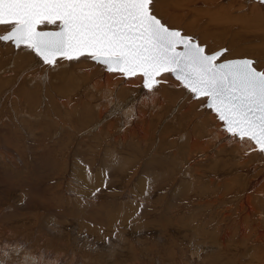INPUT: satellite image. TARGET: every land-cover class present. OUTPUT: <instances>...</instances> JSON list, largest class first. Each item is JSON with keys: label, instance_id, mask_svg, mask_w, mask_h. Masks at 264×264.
Segmentation results:
<instances>
[{"label": "rangeland", "instance_id": "374dc122", "mask_svg": "<svg viewBox=\"0 0 264 264\" xmlns=\"http://www.w3.org/2000/svg\"><path fill=\"white\" fill-rule=\"evenodd\" d=\"M178 1H180V4L177 2V0H174V2L173 0H156L154 4L155 14L170 28L179 29L183 32V34L190 35L196 38V40L200 44L206 46L208 52H214L220 48L227 49V52L222 57V60L247 57L256 62L255 67L258 70H264V42H262L264 41V27L262 26L261 22L259 23V21L255 19V21L257 22H255L254 24L252 23V25L250 23H246L248 21L243 20L241 21V24H243L244 22L245 26L243 27H245V29H240L241 26L237 23H234V20H232L234 18V15L237 13L235 11L239 6L237 4H240L242 0H226L224 1V5L223 0H219L216 3H210L207 0H195L188 3H186V1L184 0V2L182 0ZM231 1H233V4L230 5L231 9L229 10V12H227V16L228 21L230 19L232 20V24L230 23L231 20L228 23L223 24L220 20L216 19L214 15H212L211 18L208 17V9L210 12L211 10H215L217 8L219 9V6L221 5L220 8L222 7L227 11L228 9L224 7H226V2L230 3ZM243 1L245 2H242L240 8L244 6L246 7L244 9H247L251 5H257L255 3H259V10L264 12V6L261 5L259 0L258 2H255L254 0ZM168 2L171 4L173 3L174 6L173 4H170V6ZM203 2L209 3H206V5ZM217 3H219L220 5H216ZM199 4L201 5L199 6ZM204 4L205 6H203ZM214 5H216V7ZM166 6L168 7V9ZM184 6H187V8H185ZM169 7H173L171 8L173 9L171 12V9H169ZM203 7H207L205 8V11L207 12H205L204 9L200 10V8ZM178 8L180 9L177 10ZM174 9L176 10L175 13L177 15L179 14L178 20V16L174 13ZM189 9H193V12L191 11L190 14ZM232 10L235 11V13H231ZM185 11H188L187 14L183 13ZM199 11L200 13L198 14ZM203 11L205 13V16L203 15ZM247 11L248 10L245 11L246 14H249V12L252 13V11L250 10L248 12ZM184 14H186L187 16ZM180 15H183L181 19ZM172 16H175L177 18L174 19V17ZM169 17H172L174 20L169 21ZM208 18L210 19V21ZM190 22H194V24L191 25ZM218 22H220L221 24ZM222 24L226 25V27ZM236 25L239 26L240 30L236 29ZM234 26L236 27L232 28ZM2 33L3 31L0 32V34ZM243 47L247 49L249 48L250 54L238 53L237 50L243 49ZM0 51H2L0 52V226L2 227L9 222H15L21 219H28L27 221H31L30 219H33V217H35V212L32 211L31 206L27 207V210H16L12 209V206L10 204L15 200V198L18 197V193L20 191H29V193L32 192L35 195L37 194L39 196V189H42L43 187L45 188L46 185L49 184L50 189L52 188V194L50 195H52V203L54 206L57 204L56 199H59V197H61L65 201L68 200L71 203H82L84 204V209L81 210L82 212L80 211L79 214L88 222L96 223L102 227L106 226L107 221H105L104 214L107 215L110 212L114 214V212L116 211H118L116 214L120 215L124 214V212L126 211V213H128V211H133L132 214L135 216L133 217V220L129 221L130 226H128V228L119 227L122 224L120 219L123 215L121 216V218H115V224H113V228L119 229L120 231L125 233H123L122 236H116L120 239V241L117 238L114 239L116 245H118L119 241V249L123 250L124 248V252L121 250L120 252L118 250L117 253V251H115L114 254L116 253V255L113 254L114 256H111L112 253H107L108 256L106 257V254L104 252L102 253L101 245H92L93 243L91 241L76 242V240H72L73 236H75V233L71 229H67V233L70 231L68 234H70L72 231L70 241L72 240L78 243L79 250L74 251V255L72 251H70L72 248L71 247L66 257H64L65 259L63 258L64 260H67L64 261L63 264H68L69 261L71 262V264L73 261H78L76 262L77 264H84L83 262L88 259V261H91V259H97L96 261H98L100 260L99 258L101 256L105 257L106 260L103 264H106L107 262L111 264V260L108 259L113 258L115 260L117 259L118 264H134L133 262L139 261L140 263L138 264H156L157 261L159 264H207V262L202 260L203 256L200 260L198 257L195 258V256L191 254V249L189 247L190 245L185 248H183L182 245V247H180V242L183 240L181 239V236L177 238L178 240H176V242L170 241L167 245L168 247L160 246L159 244H162L161 241L157 243L156 240L159 236L162 237V235L169 236L170 230L173 227L181 226V230H185V227H189V225L193 223L195 224V226H192L193 230L197 228L198 233L203 236L202 231L197 227V225H199L198 223H200L199 220L201 219L204 221H202L201 226L206 229L207 226L205 227L204 224L211 222L209 226H211V229L213 231L215 230V228H220L221 230L222 228L228 227V225L233 226V220L238 218V214L236 215L235 211L232 210L231 218L225 217L226 219L224 220V224L220 223L219 221L217 223L219 226H217L215 223L217 217H220L221 213L224 211L227 205V202H229V197H222V200L217 199V201H215L216 203L209 211V215L207 214L208 210L202 208L204 207V202L211 201L215 193L221 194L225 193L226 191L227 195H231L236 192L242 191L246 184L237 173L233 172L234 174L232 173V175H230L234 170L232 169L234 168L233 166L236 165V161L234 159L236 158V156L237 158H239V155H236L234 153L235 145H233V147H231V144L229 147L226 145L227 148H225L224 144L226 143L223 142H226L227 139H222V137H219V140H215L212 136H210L215 131L219 132L218 128H221L223 126H221L222 122H220L215 117V114L212 113L211 110L208 109L204 104H202L201 101L193 99L191 94L187 93V91L179 85V82L176 81L174 77H171L172 80L176 81L177 86L179 85L178 87H175L174 85H172L173 87L164 85L165 87H163L161 92L158 91V88L157 90L155 89L159 92V94L161 93L160 96H157V94L155 93L157 96L154 97L156 99H153L155 100V106L153 105L154 101H150L152 98L147 101L145 100L144 102L146 104L144 105H147L146 107L144 105L141 107L138 105L136 106L137 108L133 107L130 110L127 109V111L129 112H134L133 116L132 114L130 116V113L128 112V119L127 117L125 119L123 118L125 122H121L122 119L120 117V112L125 110L124 104L128 105V107L135 106L136 103L139 102V98H141V96L138 98L140 92L134 87H132V89L127 88L125 81H123L124 77L118 75L117 79H114L115 81L112 82L113 84H107L108 86L106 87V89L108 87H112V91L114 90V98L112 96V98L114 99V101L112 99L113 104L112 106L110 105V107L108 106L106 108L109 111L106 110L104 114L101 115L103 118L100 116L98 117V115H96V109L92 106V104H94V101H101V97L100 99L98 97L100 91L105 90V86L101 85L102 87H100V89L98 85L97 88L100 91L95 90L93 92V90L91 89V81L89 82L88 80V83L86 82V84L84 83L82 84V86L81 83H83V81L78 84L77 80L83 79L80 76L82 74H80L79 72L84 70L86 71V69L90 72L94 69L96 71V69H98L99 67L100 69H98L97 72L100 75V72H105L102 66L97 65L98 67H95V63L85 58L80 64H76V62L74 61L58 60L57 66L55 68H50L49 66L40 63L38 65L37 57H35V54L31 53L29 50L23 47L17 49L10 43L0 42ZM87 60L89 63L87 62ZM31 61L33 62L30 63ZM90 63H93L94 67L92 66V64L90 66ZM74 64H76V67L73 68L72 65ZM74 69L75 71H77L76 73L75 71H73ZM64 78H66L67 80ZM62 79L65 81L63 82ZM69 80L73 85H68ZM124 80H126V78ZM59 83L62 84V86ZM120 84L123 85L121 86ZM85 85L87 87L91 86V90L85 87ZM114 85L116 86V88ZM63 86L68 88H65ZM117 91L118 93H122L120 94L121 96L123 94L124 95L122 97H119ZM95 92L98 93L96 94ZM162 92L164 93L163 95ZM93 93H95V96ZM172 96H174L173 99ZM91 98L93 102L91 101ZM136 98H138V102H135V100L137 101ZM161 98L164 99L162 100ZM65 99H67L69 104L77 103L78 105L76 104L77 106L70 107V109L68 108V111L67 108H63L60 104V102L66 101ZM75 99L77 100L75 101ZM71 100H74V102ZM159 100L163 104H160ZM57 102H59L58 105ZM125 102H128L130 105ZM68 103L66 102V104ZM83 104L87 106L86 108H89V114L88 112L87 114L91 116H89L90 118H85V120L82 119L81 122V117L78 116L83 115V113L81 112L84 109L82 108L81 110V107H85V105ZM120 105L123 107H119ZM140 105H142V103ZM115 107L116 110L114 109ZM137 112L139 116H136ZM109 113L111 115H108ZM106 114L108 115L107 117ZM142 115H144V117ZM118 117H120V120L118 119ZM129 117L134 118L132 120ZM68 118H70V121L68 120ZM98 118L104 119L103 122H100ZM79 119L80 121H78ZM65 120H68L69 122L67 121V123ZM77 121L81 124H77ZM116 122L118 123V125ZM107 124L111 126H107ZM135 125L140 127L141 131H138L135 128ZM165 126L167 128L165 129V133L167 135L164 133ZM221 132L223 131H220V133ZM225 136L227 137L226 134ZM196 142L202 143L204 148L207 147L206 152L200 151V149H204L203 147L198 149L196 146L192 145ZM218 144L220 147L217 146ZM229 152L231 153L229 154ZM231 154L233 155V157H230L232 156ZM249 155H247L246 158L249 157L248 159L251 161L247 160L248 164H246L247 162L242 163V166L246 165L245 167H247L248 165H254L256 167V165L260 163L264 167V154H262L260 157L257 156L258 154ZM216 165L217 167H215ZM102 171H104L105 173ZM261 171H264V168H262ZM95 173L100 177H105L103 181H101V185L103 184L102 187L100 185L93 190L92 188L94 187L91 186L92 183L85 178H88L87 176L91 177ZM198 174L201 175L199 176ZM77 176L80 178L82 183L77 182L80 181L78 180L79 178H77ZM141 176L146 177L148 180L151 179L148 183L150 188H146L147 191L153 187V191L151 190L149 192L148 199L144 200V206H141L143 202L140 199H142L143 195L140 196L142 192L139 191V189L143 190L144 188L143 187L141 189V186L139 185L144 184V181L140 178ZM229 180L230 183L229 185H227V182ZM261 180L259 179L258 182H260V184H257L256 188L259 192H261L262 190L258 188L264 187V183H261ZM65 182H75V186L71 185L70 188L68 186V188L66 189V187H64ZM61 183H63L64 186H61ZM78 184L88 185L85 193L80 191V189H82V186H78ZM32 189H34V191ZM98 189L99 191H97ZM188 191L189 194H187ZM139 192H141V194ZM195 194L196 196L194 198L193 196ZM80 195H82L84 198H80L77 202L75 198L76 196L81 197ZM137 195H139L140 198ZM152 196L156 199V201L159 202L157 204V207H150L149 199L151 200ZM185 196H189L188 198H190L191 200L190 203L186 204ZM216 196L218 198L219 195H215V199ZM87 198L93 201L92 204H94L95 202L100 203L101 201L100 204L105 205V208H103L104 210L100 209L101 212H99V209H96V207L94 206L91 209L90 206L92 204L90 206L86 204ZM262 198L264 199L263 194L257 198L259 200L257 201V199H255L253 195L251 202L262 213L260 223H262V226L264 227V200ZM31 199L34 200V198ZM260 201L261 203H259ZM199 202H203L202 206L198 205ZM121 205L123 206V208L121 207ZM132 207L134 209H132ZM53 208L49 211V213H54V216L56 218H63V213H60L61 211L58 210L59 205L58 208ZM112 208V211H107L108 209ZM117 208L118 210H116ZM73 210L77 211V204L74 205ZM206 215L210 220L205 221L207 218L205 217ZM243 216L248 224L247 228L250 232H252V234L249 235V237H247V240H245L244 242H239L238 240L240 238V234H238L237 232L240 229H238V231L236 232L233 231L235 232V235L230 238L229 242L228 240L224 241L228 242V244L230 245L235 244L237 247L240 246V249L235 251V260H240L242 258V256L240 255V251H244V249L247 252L250 251L247 256L259 253L258 250L257 252H255L254 250L259 249V247H257L259 242L256 241L255 235L253 233V227L255 226V224H257V222L254 221L255 218L253 215H250V217H246L243 213ZM37 217L38 216H36L35 218ZM111 218L112 217H110V220ZM39 219L41 222L43 221V217H40V215ZM40 221H37V223L34 225V229H32L30 233L28 232L30 231V229L26 230L31 235L32 239L31 244L29 246L26 245L28 246L29 250H33L32 247L34 246L31 245L36 244V239L34 238L37 237V229L39 228ZM64 221L71 222V219L69 217L64 218ZM187 222H189V225ZM103 223H105V225ZM188 227L186 229H188ZM228 228H232L233 230H235L237 226L234 225L233 227ZM145 229H147L151 233L144 234L142 231ZM11 236L6 235V240L11 239ZM206 238L212 240L215 243H222L221 240L217 237ZM109 239H112L111 241H109L110 244L113 242V238L109 237L107 238V241ZM165 243H167V241H163V244ZM127 244L128 246H126ZM9 248L10 251H4L5 253L3 252V255L5 256L6 261L14 263L13 260H15L20 255L12 252V247ZM263 249L264 248L262 247V250ZM81 250L90 252L88 254L89 256L85 257L84 255H82ZM183 252L185 253L182 254ZM93 254L96 256H94ZM73 255L77 260L72 257ZM247 256L245 255L243 257ZM71 257L73 261H71ZM262 259H264V257H262ZM4 260H2L3 264H5L6 262ZM121 261L122 263H120ZM260 262L264 261L262 260ZM245 264H248V262Z\"/></svg>", "mask_w": 264, "mask_h": 264}, {"label": "snow or ice", "instance_id": "6c2138e0", "mask_svg": "<svg viewBox=\"0 0 264 264\" xmlns=\"http://www.w3.org/2000/svg\"><path fill=\"white\" fill-rule=\"evenodd\" d=\"M154 4L0 0V42L29 50L50 68L58 60L89 59L108 73L141 78L148 92L171 75L215 114L228 136L264 153V70L247 58L222 60L227 49L208 52L194 37L162 22Z\"/></svg>", "mask_w": 264, "mask_h": 264}, {"label": "bare ground", "instance_id": "6f19581e", "mask_svg": "<svg viewBox=\"0 0 264 264\" xmlns=\"http://www.w3.org/2000/svg\"><path fill=\"white\" fill-rule=\"evenodd\" d=\"M166 1V0H165ZM183 1V0H182ZM184 1H186V3H188V2H193V1H195V0H184ZM183 1V2H184ZM203 1H205V0H203ZM207 1H209L210 3H216V2H218L219 0H207ZM222 1V0H221ZM224 1H226V0H223V2ZM241 1V0H240ZM255 2H258V0H254ZM155 2H156V0H155ZM158 2V1H157ZM173 2H174V0H173ZM177 2L179 3L180 1H178L177 0ZM209 2H203V3H209ZM222 2V3H223ZM242 2H245V1H243L242 0ZM242 2L240 3V4H237V5H239L238 7H237V9L235 10L237 13L234 15V18L232 19V20H234V23H237L238 25H240L241 26V28L240 29H245V27H243V26H245L244 25V22H243V24H241V21H243V20H246V21H248V22H246V23H250V24H254L255 22H257V21H255V19H257L258 21H259V23L261 22V24H262V26L264 27V25H263V22H264V12H262V11H260L259 10V8H258V5H260L259 3H255V4H257V5H251V6H249V8H247V9H244V8H246V7H244V6H242V8H240V6L242 5ZM251 2V1H250ZM249 2V3H250ZM169 3V2H168ZM178 3H177V5H178ZM196 3V2H195ZM220 3V2H219ZM219 3H217L216 5H220ZM158 4V3H157ZM160 4H161V2H160ZM171 3H169V5H170ZM173 4V3H172ZM171 4V5H172ZM180 4V3H179ZM194 4V3H193ZM198 4V3H197ZM196 4V5H197ZM205 4L203 5V6H205ZM225 4V2L223 3V5ZM231 4H233V1H231L230 3H227L226 2V7H224V8H227L228 10L226 11V10H224L222 7L220 8V6H219V9L217 8V9H215V10H211L210 12H209V9H208V12L207 11H205V8H207V7H203V8H200V10L201 9H204V11L205 12H207V14L209 13V18H211L212 17V15H214L215 16V18L216 19H218V20H220L223 24H226V23H228L229 21H228V16H227V12H229V10L231 9L230 8V5ZM170 5V6H171ZM183 5H184V3H183ZM182 5V6H183ZM186 5V4H185ZM192 5V4H191ZM201 4H199V6H200ZM207 5V4H206ZM211 5H213V4H211ZM216 5H214L215 7H216ZM234 5H235V3H234ZM162 6V5H161ZM168 6V5H167ZM166 6V7H167ZM173 6H174V4H173ZM181 6V7H182ZM188 6V5H187ZM187 6L185 7V8H187ZM198 6V7H199ZM209 6V5H208ZM155 7V6H154ZM178 7V6H177ZM180 7V6H179ZM189 7V6H188ZM202 7V6H201ZM232 7V6H231ZM234 7H236V6H234ZM171 8H173V7H171ZM170 7H169V9H171ZM175 8V7H174ZM183 8V7H182ZM197 8V7H196ZM211 8H214V7H211ZM167 9H168V7H167ZM180 8H178L177 10H179ZM184 9V8H183ZM261 9V8H260ZM173 9H171L170 10V12L172 11ZM175 10V9H174ZM190 11H189V14L191 13V11L193 12V9H189ZM197 10V9H196ZM234 10V9H233ZM232 10V11H233ZM246 10H250V11H252V13L251 12H249V14H246ZM158 11V10H157ZM204 11H203V15L205 14L204 13ZM231 11V13H235V11H233L232 12ZM247 11V12H248ZM176 12V10L174 11V13ZM187 12L188 11H185V12H183V13H186L187 14ZM158 13V12H157ZM179 13H181V12H179ZM182 13V14H183ZM195 13V12H194ZM200 13V11L198 12V14ZM245 13V14H244ZM161 14V13H160ZM176 14V13H175ZM186 14H184V15H186ZM188 14V15H189ZM177 15V14H176ZM179 15V14H178ZM177 15V16H178ZM201 15V14H200ZM233 15V14H232ZM181 16V15H180ZM187 16V15H186ZM194 16H196V15H194ZM205 16V15H204ZM172 17H174V19L175 18H177V17H175V16H172ZM172 17H169V21H173L174 19L172 18ZM183 17V15L180 17V19ZM191 17V16H190ZM204 18V17H203ZM208 18V19H209ZM214 18V17H213ZM179 19V16H178V18H177V20ZM191 19V18H190ZM207 19V18H206ZM215 19V20H216ZM259 19H261V20H259ZM183 20V19H182ZM185 20V19H184ZM212 20V19H211ZM214 20V19H213ZM232 20L230 21V23L232 22ZM176 21V20H175ZM181 21V20H180ZM192 21V20H191ZM196 21H197V18H196ZM209 21H210V19H209ZM189 22V21H188ZM195 22V21H194ZM194 22L193 23H191V25L192 24H194ZM173 23V22H172ZM176 23V22H175ZM184 23H185V21H184ZM183 23V24H184ZM201 23V22H200ZM218 23H220V22H218ZM174 24V23H173ZM179 24V23H178ZM221 24V23H220ZM222 24V25H223ZM232 24V23H231ZM252 24V25H253ZM180 25V24H179ZM190 25V24H189ZM196 25V24H195ZM229 25V24H228ZM238 25H236L237 26V28L236 29H239V26ZM248 25V24H247ZM246 25V26H247ZM218 26V25H217ZM223 26H225L226 27V25H223ZM236 26H234V27H232V28H235ZM249 26H251V25H249ZM196 28V27H195ZM229 28V27H228ZM231 28V29H232ZM239 29V30H240ZM0 32H2V31H4V29H3V26H1L0 27ZM197 30V29H196ZM250 30H251V28H250ZM263 30H264V28H263ZM242 31V30H241ZM231 32V31H230ZM235 32V31H234ZM233 32V33H234ZM249 32V31H248ZM231 34V33H230ZM240 34V33H239ZM242 34V33H241ZM224 35V34H223ZM238 35V34H237ZM232 36V35H231ZM239 36V35H238ZM229 37V36H228ZM236 37V36H235ZM233 38V37H232ZM257 39V38H256ZM209 40V39H208ZM231 40H233V39H231ZM263 40V39H262ZM258 41V40H257ZM261 42V41H260ZM262 42H264V41H262ZM215 43V42H214ZM259 43V42H258ZM2 44V43H1ZM213 44V43H212ZM223 44V43H222ZM225 44V43H224ZM236 44V43H235ZM258 46V45H257ZM216 47V46H215ZM254 47V46H253ZM9 49V48H8ZM238 51V53H243V54H250V50H249V48L247 49V48H245V47H243V49H238L237 50ZM237 51H236V53H237ZM0 52H2V51H0ZM26 52V51H25ZM215 52V51H214ZM4 53V52H3ZM260 53V52H259ZM5 54V53H4ZM24 54V53H23ZM29 54V53H28ZM28 54H27V56H28ZM253 54V53H252ZM27 58H29V57H27ZM35 58V57H34ZM32 59H33V57H32ZM36 59V58H35ZM85 58H81L79 61H74V62H76V64H80V63H82L83 62V60H84ZM28 60H30V59H28ZM26 61V60H25ZM24 61V62H25ZM33 61H35V60H33ZM33 61H31L30 63H32ZM27 62V61H26ZM37 62H38V65H39V63L40 64H43L42 63V61H40L39 60V58H37ZM85 62V61H84ZM87 62H88V60H87ZM89 63V62H88ZM94 63V62H93ZM93 63H90V66H91V64H92V66H93ZM76 64H74V65H72L73 66V68L74 67H76ZM59 66V65H58ZM80 66V65H79ZM84 66H86V65H84ZM95 67H98L97 66V64H95L94 65ZM93 66V67H94ZM29 67V66H28ZM42 68V67H41ZM59 68V67H58ZM79 68V67H78ZM35 69V68H34ZM69 69H71V68H69ZM68 69V70H69ZM86 69V68H85ZM98 69H100L99 67H98ZM98 69H96V71H95V69L93 70V71H87V69H86V71L84 70V71H80L79 73L80 74H82V75H80L81 76V78H83V79H79V80H77L78 81V84H80L81 83V81H83V83H81V85L82 84H86V82L89 80V82L91 81V89L93 90V92L96 90H98V85H99V88L100 87H102L101 85H104L105 86V90H103V91H100V90H98V91H100V94H99V99H100V97H101V101L99 102V101H97V102H95L94 101V104H92V98H91V104H92V106L96 109V112H97V114L96 115H98V117L100 116V117H102L101 115H103L104 114V112L106 111V110H108V109H106L108 106L110 107V105L112 106V104H113V101H114V96H113V91H112V87L111 88H107L106 89V87L108 86V85H110V83L111 84H113L112 82L113 81H115L114 79H117V77H118V75H120V74H115V73H108L107 71H105V72H103L102 71V73L100 72V75L98 74V72H97V70ZM79 70V69H78ZM17 71V70H16ZM73 71H75V69L73 70ZM25 72V71H24ZM77 71H75V73H76ZM31 73V72H30ZM34 73V72H33ZM40 73V72H39ZM60 73V72H59ZM71 73V72H70ZM74 73V74H75ZM35 75V74H34ZM61 75V74H60ZM59 75V76H60ZM69 75V74H68ZM37 76V75H36ZM72 76V75H71ZM35 77V76H34ZM39 77V76H38ZM66 77V76H65ZM91 77H92V79H91ZM121 77V76H120ZM172 76L171 75H168L166 78H161V79H163V80H165V82H162L159 86H158V91L159 92H161V90L163 89V87H165L164 85H166V86H168V87H171L172 85H174L175 87H178L177 86V83H176V81H174V80H172V78H171ZM36 78V77H35ZM63 78V77H62ZM122 78V77H121ZM120 78V79H121ZM34 79V78H33ZM64 79H66V78H64ZM77 79V78H76ZM113 79V80H112ZM119 79V78H118ZM125 78H123V81H125V83H126V87L127 88H131L132 89V87H134L135 89H137V90H139V92H140V95L138 96V98L141 96V98H139L140 100H139V102H138V98H136L137 99V101L135 100V102H138V103H136V105L135 106H132V107H128V105H126V104H124V107H125V110H123L122 112H120L119 114L121 115L120 117H121V119H122V121L121 122H125V120H123V118L125 119L127 116H128V112L129 111H127V109H131V108H137L136 106H143L144 104H146L144 101L146 100H150L151 98V102L152 101H154V106H155V100H153V99H156V98H154L155 96H156V94H157V96H160V94H159V92L158 91H156L157 90V88H156V90L154 89L152 92H148V90L147 89H144L143 87H142V79L141 78H139V77H133V78H127L126 80H124ZM63 80V79H62ZM67 80V79H66ZM65 80H63V82H64ZM119 81V80H118ZM22 82V81H21ZM69 82H70V84H69ZM69 82H68V85H73V84H71L72 82L69 80ZM122 82V81H121ZM75 83V82H74ZM88 83V82H87ZM120 83V82H119ZM60 84V83H59ZM108 84V85H107ZM26 85V84H25ZM61 86H62V84H60ZM64 85V84H63ZM116 85V84H115ZM114 85V86H115ZM121 85V84H120ZM123 85V84H122ZM121 85V86H122ZM141 85V86H140ZM59 86V85H58ZM65 86H67V85H65ZM65 86H63V87H65ZM75 86V85H74ZM83 86V85H82ZM89 86V85H88ZM36 87V86H35ZM85 87H87L86 85H85ZM90 87H87V88H89L90 89ZM173 87V86H172ZM19 88V87H18ZM21 88V87H20ZM65 88H68V87H65ZM115 88H116V86H115ZM119 88H120V86H119ZM127 88H125V89H127ZM83 89V88H82ZM90 89V90H91ZM101 89V88H100ZM114 89V88H113ZM122 89V88H121ZM140 89H141V91H140ZM160 89V90H159ZM18 90V89H17ZM54 90V89H53ZM89 90V91H90ZM73 91V90H72ZM71 91V92H72ZM51 92V91H50ZM87 92H88V89H87ZM131 92V91H130ZM158 92V93H157ZM23 93V92H22ZM58 93V92H57ZM63 93V92H62ZM78 93V92H77ZM76 93V94H77ZM96 93V92H95ZM95 93H93L94 94V96H95ZM98 93V92H97ZM96 93V94H97ZM156 93V94H155ZM85 94H87V93H85ZM91 94V93H90ZM89 94V95H90ZM92 94V95H93ZM115 94H116V91H115ZM114 94V95H115ZM117 94H119L118 96L120 97L121 95L120 94H122L121 92L120 93H118V91H117ZM133 94V93H132ZM159 94V95H158ZM164 93L162 92V95H163ZM53 95V94H52ZM73 95V94H72ZM124 95V94H123ZM122 95V96H123ZM175 95V94H174ZM91 96V95H90ZM90 96H89V98H90ZM112 96H113V98H112ZM121 96V97H122ZM132 96V95H131ZM156 96V97H157ZM71 97V96H70ZM73 97V96H72ZM78 97V96H77ZM87 98V97H86ZM174 98V96H172V99ZM46 99V98H45ZM55 99V98H54ZM74 99V98H73ZM85 99V98H84ZM112 99H113V101H112ZM120 99V98H119ZM159 99V98H158ZM162 99V98H161ZM164 99V98H163ZM162 99V100H163ZM166 99V98H165ZM51 100V99H50ZM66 101H63V102H60V104H61V106L63 107V108H69L70 109V107H73V106H77L76 104H74V103H72V104H69L68 103V101H67V99H65ZM70 100V99H69ZM77 99H75V101H76ZM79 100V99H78ZM83 100V99H82ZM108 100V101H107ZM31 101V100H30ZM47 101V100H46ZM71 101H73L74 102V100H71ZM116 101V100H115ZM127 101V100H126ZM130 101V100H129ZM134 101V100H133ZM165 101V100H164ZM55 102V101H54ZM66 102L68 103V104H66ZM85 102V101H84ZM87 102V101H86ZM117 102H118V100H117ZM159 102H160V100H159ZM58 103L59 102H57V105H58ZM90 103V102H89ZM119 103H121V102H119ZM118 103V104H119ZM125 103H128V102H125ZM134 103V102H133ZM142 103V105H140ZM115 104V103H114ZM123 104V103H122ZM129 104V103H128ZM159 104V103H158ZM160 104H163V103H161L160 102ZM171 104V103H170ZM51 105H54V104H51ZM80 105V104H79ZM83 105H85V104H83ZM95 105V106H94ZM130 105V104H129ZM133 105V104H132ZM60 106V105H59ZM91 106V105H90ZM91 106V107H92ZM116 106H118V105H116ZM145 106V105H144ZM147 106V105H146ZM145 106V107H146ZM157 106V105H156ZM159 106V105H158ZM87 106L85 105V107H81V110H82V108H84L83 109V111H81L82 113H83V115H79L78 117H81V122H82V119H84L85 120V118H88L89 116H91V115H88L89 114V112H88V109L89 108H86ZM92 107V108H93ZM119 107H123V106H119ZM144 107V108H145ZM190 107V106H189ZM58 108V107H57ZM60 108V107H59ZM75 108V107H74ZM113 108V107H112ZM148 108V107H147ZM69 109H68V111H69ZM76 109H77V107H76ZM86 109V110H85ZM115 110H116V107L114 108ZM120 109V108H119ZM59 110V109H58ZM110 110H111V108H110ZM114 110V111H115ZM61 111V110H60ZM67 111V110H66ZM90 111V110H89ZM109 111V110H108ZM121 111V110H120ZM142 111V110H141ZM72 112V111H71ZM73 112H75V111H73ZM77 112V111H76ZM87 112H88V114H87ZM67 113V112H66ZM106 113H108V112H106ZM116 113V112H115ZM130 113V116H131V114H132V116H133V111L131 112H129ZM141 113V112H140ZM74 114V113H73ZM81 114V113H80ZM114 114V113H113ZM142 114H143V112H142ZM108 115H111L110 113L108 114ZM107 114H106V117L108 116ZM146 115V114H145ZM152 115V114H151ZM69 116V115H68ZM71 116V115H70ZM105 116V115H104ZM117 116V115H116ZM135 116V115H134ZM136 116H139V114H138V112H137V115ZM143 117H144V115H142ZM150 116V115H149ZM105 117V118H106ZM120 117H118V119L120 118ZM151 117V116H150ZM90 118V117H89ZM103 118V117H102ZM102 118H98L99 119V121L100 122H103V120L104 119H102ZM111 118V117H110ZM130 118V117H129ZM134 118V117H133ZM133 118H130V119H132L133 120ZM70 118H68V120H69ZM127 119H128V117H127ZM126 119V120H127ZM68 120H65L66 122L68 121ZM106 120V119H105ZM111 120V119H110ZM120 120V119H119ZM70 121V120H69ZM68 121V122H69ZM78 121H80V119L78 120ZM78 121H77V124H81V123H78ZM108 121V120H107ZM118 121V120H117ZM140 121V120H139ZM67 122V123H68ZM83 122H85V121H83ZM109 122V121H108ZM119 122V121H118ZM149 122V121H148ZM72 123V122H71ZM110 123V122H109ZM117 123V122H116ZM137 123V122H136ZM104 124V123H103ZM106 124V123H105ZM111 124V123H110ZM129 124V123H128ZM131 124H132V121H131ZM69 125V124H68ZM117 125H118V123H117ZM121 125V124H120ZM130 125V124H129ZM145 125V124H144ZM73 126V125H72ZM102 126V125H101ZM107 126H111V125H109V124H107ZM123 126V125H122ZM125 126V125H124ZM136 126V125H135ZM221 126H222V123H221ZM117 127H120V126H117ZM214 127V126H213ZM218 127H220V126H218ZM138 131H141V128L140 127H138V126H136L135 127ZM168 128H170V127H168ZM222 128V129H221ZM221 128H218L219 130V132H217V131H215L212 135H210V136H212L215 140H219V137H222V139H227L226 140V142H223V143H226V144H224V147L225 148H227L226 147V145L229 147L230 146V144H231V147H233V145H235V154L236 155H239L238 157L239 158H237V156H236V158H235V156H234V160L236 161V165H234L233 167L234 168H232V169H234L232 172H231V174L230 175H232V173L234 172V173H237L243 180H244V183H246L245 184V187L242 189V191H240V192H236V193H234V194H231V195H227V193H226V191H225V193H215L214 195H213V199L211 200V201H207V202H204L205 204H204V207H202L203 209H206V210H208V215H209V211L211 210V208L214 206V204L216 203L215 201H217V199L219 200H222V197H229L228 199H229V202H227V205H226V207H225V209H224V211L221 213V215H220V217H217V220H216V225L217 226H219L217 223L220 221V223H223L224 224V220L226 219V218H231V216H232V210L233 211H235V213H236V215L238 214V218L237 219H234L233 220V223H234V225H236L237 226V228L235 229V230H233L232 228H228V227H233L232 225H228V227H225V228H222L221 230H220V228H215V230H213L212 231V229H211V226H209L210 224H211V222H209V223H206V224H204V226L206 227V229H204V227H202L201 225H202V219L201 220H199L200 221V223H198L199 225H197V227H198V229L199 230H201L202 231V235L204 236H201L199 233H198V231H197V228H195L194 230H193V228H192V226H195V224L193 223V224H191V225H189V222H187L188 223V225H189V227H188V229H186L187 227H185V230L184 229H182V230H184V231H182L181 230V226H176V227H173V228H171V230H170V234H169V236H163L162 235V237L161 236H159L158 238H157V240H156V242L157 243H159V241H161V243L162 244H159L160 246H166V247H168L167 245H168V243L170 242V241H175L176 242V240H178L177 238H179L180 236H181V239H183L181 242H180V247H182L183 246V248H185V247H187V246H189L190 247V249H191V254L193 255V256H195V258L196 257H198L200 260L202 259V256H203V261H205V262H207V264H223V263H231V264H237V263H239V264H245V263H247L248 262V264H250V263H254V264H264V262H260V261H264V259H262V257H264V249L262 250V247L264 248V245H262V244H264V227L262 226V223H260L261 222V212L252 204V202H251V199L253 198V195H254V198L255 199H257L258 197H260L262 194H263V196H264V187H262V188H258V189H260V190H262L261 192H259L256 188H257V184L259 185L260 184V182H258L259 181V179L262 181L261 183H264V171H261V169L262 168H264L260 163H259V161H258V163L259 164H255L256 165V167L254 166V165H252V166H254V167H252V166H247V167H245V166H242V163H246L247 162V160L248 161H251V160H249L248 158H246L247 157V155H249V154H258L257 156H261L262 154H264V153H260L258 150H256V148H255V145L254 144H252L251 142H249V141H247V140H245V141H243V142H241L240 140H239V138H234V139H232V137H230V136H228L225 132H224V130H223V126L221 127ZM121 129H123V128H121ZM165 129H167L166 128V126L164 127V133H165ZM220 131H223V132H221L220 133ZM183 133V132H182ZM135 134V133H134ZM166 134V133H165ZM211 134V133H210ZM225 134L227 135V137L225 136ZM141 135V134H140ZM167 135V134H166ZM182 136V135H181ZM211 138V137H210ZM210 140V139H209ZM214 141V140H213ZM205 142V141H204ZM237 142H239V143H237ZM191 143V142H190ZM193 146H196L198 149H200L201 147H203V145H202V143H193L192 144ZM217 146H219V144L217 145ZM220 147V146H219ZM230 147V148H231ZM204 148V147H203ZM222 148V147H221ZM223 149V148H222ZM205 150V151H204ZM206 150H207V147H205L204 149H200V151L201 152H206ZM209 151H211V150H209ZM236 151H238V152H236ZM217 152H219V151H217ZM231 152H229V154H230ZM238 153V154H237ZM232 155V154H231ZM250 156V155H249ZM254 156V155H253ZM211 157V156H210ZM214 157V156H213ZM230 157H233V155L232 156H230ZM212 158V157H211ZM215 158H217V157H215ZM193 159V158H192ZM233 159V158H232ZM229 160V159H228ZM238 160H242V161H238ZM257 161V160H256ZM255 162V161H254ZM253 162V163H254ZM263 162V161H262ZM261 162V163H262ZM56 163V162H55ZM223 163V162H222ZM1 164V163H0ZM123 164V163H122ZM224 164V163H223ZM232 164V163H231ZM246 164H248V162L246 163ZM250 164V163H249ZM264 164V163H263ZM219 165V164H218ZM3 166V165H2ZM82 166V165H81ZM221 166V165H220ZM215 167H217V165L215 166ZM31 170V169H30ZM261 171V172H260ZM80 172V171H79ZM102 172H104V171H102ZM101 172V173H102ZM186 172V171H185ZM84 173V172H83ZM105 173V172H104ZM216 173V172H215ZM233 173V174H234ZM19 174V173H18ZM79 174V173H78ZM58 175V174H57ZM62 175V174H61ZM104 175V174H103ZM199 175V174H198ZM201 175V174H200ZM199 175V176H200ZM28 176V175H27ZM32 176H34V175H32ZM64 176V175H63ZM226 176V175H225ZM37 177V176H36ZM55 177V176H54ZM61 177V176H60ZM59 177V178H60ZM71 177V176H70ZM88 178H85V179H88V181L89 182H91L92 183V185L91 186H93L94 188H92L93 190L95 189V188H97L98 186H100L101 185V181H103V179H104V177H100L99 175H97L96 173L95 174H93L91 177H89V176H87ZM221 177V176H220ZM73 178V177H72ZM77 178H79L78 176H77ZM83 178V177H82ZM143 181H144V184H139L140 186H141V189L143 188V190H140L139 189V191H141L142 192V194H141V192H139L141 195L140 196H142L143 195V197H142V199H140V200H142V202H143V204H141V206H144V204H145V202H144V200H147L148 199V195H149V192L153 189V187L150 189V190H146V188L148 189V188H150L149 187V180H151V179H147L146 177H144V176H141L140 177ZM157 178V177H156ZM155 178V179H156ZM193 178V177H192ZM76 179V178H75ZM71 180V179H70ZM78 180H80V178L78 179ZM61 181V180H60ZM85 181V180H84ZM139 181H140V179H139ZM27 182V181H26ZM59 182V181H58ZM78 183L79 182H81L82 183V181L80 180V181H77ZM198 182V181H197ZM67 183V184H66ZM75 183V182H74ZM74 183H70V182H65V186L63 185V183H61V186H64V187H66V189L68 188V186H69V188H70V186L71 185H74ZM84 183V182H83ZM86 183V182H85ZM229 183H230V180L227 182V185H229ZM60 185V184H59ZM81 185V184H80ZM79 184H78V186H80ZM87 185V184H86ZM86 185H81L82 186V189H80V191L81 192H83V193H85L86 192V190H87V188H88V185L86 186ZM103 185V184H102ZM102 185H101V187H102ZM25 186H27V185H25ZM75 186V185H74ZM124 186V185H123ZM59 187V186H58ZM260 187V186H259ZM46 188V189H45ZM43 187L42 189H39L38 191V193H40L39 194V196L36 194H34V193H29V191H20L19 193H18V197L17 198H15V200L10 204L11 206H12V209H16V210H19V209H21V210H27L26 208L27 207H30L31 206V208H32V211L33 212H35V217L36 216H38L37 218H35V217H33V219H30L31 218V216H30V220L31 221H27V220H24V219H21V220H18V221H15V222H9V223H7V224H5V225H3L2 227L0 226V264H3L2 263V260H4V258H5V256L3 255V252L4 251H10L9 249V247H12L13 249H12V252H14V253H16L17 255L19 254L20 256L19 257H17L18 258V260H17V258L15 259V260H13V262L14 263H16V264H60V262L62 261V262H64V261H67V260H64L65 258L64 257H66V255H67V253H68V251H69V249L71 248V250L70 251H72V253L74 254V251H76V250H79V248H78V243H76L77 241H85V242H92L93 244L92 245H94V244H97V245H101V249H102V253L104 252L105 254H106V257L108 256V254L107 253H112L111 254V256H114V255H116V253L114 254V252L115 251H117V253H118V250L120 251L121 249H119V241H120V239L119 238H117L116 236H122V234L123 233H125V232H122V231H120L119 229H114L113 227H114V225L113 224H115V218H121V216H122V218L120 219L121 220V225L119 226V227H122V228H128V226H130V220H133L134 218L133 217H135L133 214H132V212H129L128 211V213H126V212H124V214H122V215H120V214H116L118 211H116V212H114V214L112 213V212H110V213H108L107 214V212H106V214L107 215H105L104 214V218H105V221H107V223H106V226H100V225H98V224H96V223H93V222H88V221H86V219L84 218V217H82L80 214H79V212L81 211V210H83L84 209V204H82V203H71L70 201H68V200H63L61 197H59V199H56V201H57V204L54 206L53 205V203H52V201H53V198H52V195H50V194H52V188L50 189V185L48 184V185H46V187ZM55 188H56V186H55ZM254 188V189H253ZM30 189V188H29ZM44 189V190H43ZM65 189V190H66ZM92 189H91V191H92ZM33 191H34V189H32ZM90 190V189H89ZM132 191H134V190H132ZM137 191V190H136ZM153 191V190H152ZM237 191V190H236ZM239 191V190H238ZM54 192V191H53ZM145 192H146V194H145ZM191 192V191H190ZM198 192H199V190H198ZM89 193H90V191H89ZM114 193V192H113ZM177 193H178V190H177ZM54 194V193H53ZM187 194H189V191L187 192ZM89 195V194H88ZM87 195V196H88ZM116 195V194H115ZM192 195V194H191ZM215 195H219L218 196V198H217V196H216V199H215ZM81 197H77L76 196V201L78 202L79 201V199L80 198H84L82 195H80ZM114 196V195H113ZM138 197H139V195H137ZM195 196H196V194L193 196L194 198H195ZM203 196V195H202ZM256 196V197H255ZM29 197H31V198H34V200L33 199H31V198H29ZM54 197V196H53ZM189 197V196H188ZM187 196H185V202H186V204H188V203H190V198H188ZM140 198V197H139ZM197 199V198H196ZM263 199V198H262ZM264 200V199H263ZM257 201H259L258 199H257ZM55 202V201H54ZM149 202H150V207H157L158 205V201H156V199L152 196L151 197V200L149 199ZM225 202V201H224ZM56 203V202H55ZM93 203V201L92 200H89L88 198H87V201H86V204H88L89 206L91 205ZM100 203H101V201H100ZM100 203H94V204H92L90 207H91V209H92V207L94 206V207H96V209H99V212H101L100 211V209H103V208H105V205L104 204H100ZM202 203L203 202H199L198 203V205L199 206H202ZM255 203V202H254ZM259 203H261V201L259 202ZM8 204V203H7ZM77 204V211L76 210H73V207H74V205H76ZM256 204V203H255ZM58 205H59V211H61L60 213H63V218H59V217H55L54 216V213H49V211L54 207L55 209L56 208H58ZM9 206V205H8ZM257 206H258V204H257ZM121 207L123 208V206L121 205ZM127 207V206H126ZM53 208V209H54ZM116 208V207H115ZM125 208V207H124ZM216 208V207H215ZM121 209V208H120ZM132 209H134L133 207H132ZM20 210V211H21ZM57 210V211H58ZM104 210V209H103ZM113 210V208L112 209H108L107 211H112ZM116 210H118V208L116 209ZM128 210V209H127ZM115 211V210H114ZM135 211V210H134ZM24 212V211H23ZM82 212V211H81ZM126 213V214H125ZM200 213V212H199ZM243 213L245 214V216L246 217H250V215H253L254 216V221H256L257 222V224H255V226L253 227V229H254V235H255V239H256V241L257 242H259L258 243V246L257 247H259V249H254L255 250V252H257V250L259 251V253H257V254H254V255H249V256H247V254L248 253H250V251L249 252H247V251H245V249H244V251H240V255L242 256V258L239 260H235L234 259V257L236 256V255H234L235 254V251H237V250H239L240 249V246H236L235 244H228V242L230 241V238H232L234 235H235V232L236 231H238V229H240L237 233L238 234H240L239 235V242H244L245 240H247V237H249V235H251L252 234V232H250L249 230H248V224H247V222H246V220L244 219V216H243ZM135 214V213H134ZM29 215V214H28ZM39 215H40V217H43V221L41 222L40 221V219H39ZM253 216H251V217H253ZM70 218L71 219V222H65L64 221V218ZM110 217H112L111 218V220H110ZM130 217V218H129ZM197 217V216H196ZM205 217H207L206 218V220L205 221H207V220H210L209 219V217L206 215ZM213 217H214V213H213ZM212 217V218H213ZM226 217V218H225ZM11 218V217H10ZM28 218V217H27ZM56 218V219H55ZM167 218V217H166ZM182 218V217H181ZM8 219V218H7ZM9 220V219H8ZM40 221V225H39V228L37 229L38 230V234H37V237L36 238H34V239H36L35 240V245H31V246H34V247H32V249L33 250H29L28 249V246L31 244V241H32V239H31V235L29 234L30 232H31V230L32 229H34V225L37 223V221ZM182 221V220H181ZM223 221V222H222ZM253 221V220H252ZM104 222V221H103ZM204 222V221H203ZM101 223V222H100ZM129 225H128V224ZM253 223V222H252ZM255 223V222H254ZM104 225H105V223H103ZM169 224V223H168ZM183 224V223H182ZM186 224V223H185ZM197 224V223H196ZM251 224V223H250ZM142 225V224H141ZM184 226H186V225H184ZM226 226V225H225ZM139 227V226H138ZM249 227H250V225H249ZM136 228V227H135ZM30 229V231H26V230H29ZM67 229H71L74 233H75V236H73V238H72V240H76V242H74V241H72V243H71V241H70V239H71V233H72V231H71V233L70 234H68L67 232H66V230ZM163 229V228H162ZM117 230H119V231H117ZM131 230V229H130ZM193 230V231H192ZM133 231H134V229H133ZM133 231H131V232H133ZM233 231H235V232H233ZM66 232V233H65ZM116 232V233H115ZM144 234H149V233H151L150 231H148L147 229H145V230H143L142 231ZM194 232V233H193ZM114 233V234H113ZM129 234V233H128ZM6 235H13V236H11V239H8V240H6ZM43 236H44V238H43ZM109 237H112L113 238V242L112 243H110L109 244V241H111L110 239L107 241V238H109ZM206 237H208V238H212V237H217V238H219L220 240H221V242L222 243H215V242H213L212 240H210V239H207ZM115 238H117V239H119V241H118V245H116L115 243ZM122 238V237H121ZM250 239V238H249ZM41 240H42V242H41ZM225 240H228V242H224ZM163 241H167V243H165V244H163ZM33 242H34V240H33ZM124 242V241H123ZM255 242V241H254ZM28 243V244H27ZM82 243V242H81ZM178 243V242H177ZM182 243V244H181ZM231 243V242H230ZM34 244V243H33ZM122 244V243H121ZM124 244V243H123ZM173 244H176V243H173ZM262 246H260V245ZM26 245H28V246H26ZM182 245V246H181ZM233 245H235V246H233ZM247 245V244H246ZM126 246H128V244L126 245ZM37 249H36V248ZM100 247V246H99ZM131 247V246H130ZM246 247V246H245ZM243 249V248H242ZM123 250H124V248H123ZM123 250H121V251H123ZM120 251V252H121ZM79 252V251H78ZM124 252V251H123ZM128 252H130V251H128ZM5 253V252H4ZM90 252H86V250H81V254L82 255H84L85 257H88ZM92 253V252H91ZM102 253H100V254H102ZM185 252H183L182 254H184ZM95 254V253H94ZM93 254V255H94ZM114 254V255H113ZM10 255V254H9ZM72 255V254H71ZM75 255V254H74ZM72 256L73 258H75V256ZM124 255H125V253H124ZM247 256V257H243V256ZM11 256V255H10ZM16 256V255H15ZM77 256V255H76ZM92 256V255H91ZM94 256H96V255H94ZM98 256V255H97ZM127 256V255H126ZM72 257H71V259H72ZM64 258V259H63ZM127 258V257H126ZM194 258V259H195ZM70 259V260H71ZM76 259V258H75ZM74 259V260H75ZM85 259V258H84ZM87 259V258H86ZM100 260H98V261H96L97 259H91V261H88V260H86V261H84L83 263L84 264H103V263H105L104 261H106L105 260V257H100L99 258ZM122 259H124V258H122ZM192 259V258H191ZM262 259V260H261ZM77 260V259H76ZM93 260V261H92ZM108 260H111V264H118V262H117V259L115 260L114 258L113 259H108ZM182 260V259H181ZM4 261H6V258H5V260ZM71 261H73V259L71 260ZM125 261V260H124ZM188 261V260H187ZM196 261V260H195ZM194 261V262H195ZM202 261V262H203ZM70 262V261H69ZM69 262H68V264H69ZM74 262V261H73ZM73 262H72V264H73ZM76 262H78V261H76ZM76 262H74V264L76 263ZM241 262V263H240ZM14 263H11V262H8V261H6L5 262V264H14ZM120 263H122V261L120 262ZM126 263V262H125ZM134 264H138V263H140V261L139 262H133ZM160 263H161V261H160ZM192 263V262H191ZM70 264H71V262H70ZM77 264V263H76ZM106 264H109L108 262L106 263ZM156 264H159L158 263V261L156 262ZM161 264H164V263H161ZM204 264V263H203ZM206 264V263H205Z\"/></svg>", "mask_w": 264, "mask_h": 264}, {"label": "water", "instance_id": "95a60500", "mask_svg": "<svg viewBox=\"0 0 264 264\" xmlns=\"http://www.w3.org/2000/svg\"><path fill=\"white\" fill-rule=\"evenodd\" d=\"M175 29V28H173ZM186 35V34H185ZM190 36V35H189ZM193 37V36H192ZM196 39V38H195ZM221 49H225V48H220L218 49L217 51L221 50ZM244 58H247V57H242V58H230V59H226V60H232V59H244ZM247 59H250V58H247Z\"/></svg>", "mask_w": 264, "mask_h": 264}]
</instances>
